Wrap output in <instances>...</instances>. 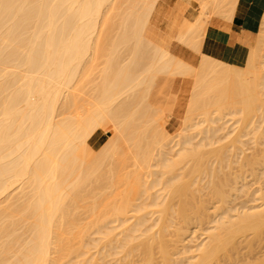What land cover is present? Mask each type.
Returning <instances> with one entry per match:
<instances>
[{"label":"bare ground","instance_id":"1","mask_svg":"<svg viewBox=\"0 0 264 264\" xmlns=\"http://www.w3.org/2000/svg\"><path fill=\"white\" fill-rule=\"evenodd\" d=\"M159 1L0 0V264H211L258 214L220 209L188 245L208 216L196 192L227 203L220 174L246 137L264 140V10L233 36L253 51L245 77L172 54L152 22ZM190 1L175 38L201 49L239 0ZM99 129L111 137L95 144Z\"/></svg>","mask_w":264,"mask_h":264},{"label":"rangeland","instance_id":"2","mask_svg":"<svg viewBox=\"0 0 264 264\" xmlns=\"http://www.w3.org/2000/svg\"><path fill=\"white\" fill-rule=\"evenodd\" d=\"M186 103L187 99L183 96L177 100L173 121L175 120L179 123L183 121ZM167 120L168 122L170 121L169 118ZM261 123L264 127V120ZM241 130V127L237 128L233 133L234 137H237L236 133ZM95 136L99 138L97 141L95 140V144H98V142L103 143L109 140L111 134L99 129ZM245 139L248 140L245 154L238 161L226 167L223 173L220 174L221 183L228 196L227 203L223 204L217 198H212L208 189H200V191L196 192L197 199L203 197L206 200L205 206L208 208V216L202 224L192 225L194 227L192 231H197L191 235L192 239L188 243L190 247L195 246L208 235L206 231L212 226L210 222L220 209L238 207L241 204L249 207L259 206L258 214L245 223L244 229H237L234 235L228 236L231 241L227 248L221 251L219 257L211 264H264V190L260 192L261 189H264V140L255 141L253 135H249ZM132 168H128V170ZM259 169L261 170L260 175L258 174ZM236 176L243 177L242 184H245V187L241 192L232 191L236 185ZM205 182L203 181L202 185ZM257 198L258 200H256ZM174 218L176 219L177 215Z\"/></svg>","mask_w":264,"mask_h":264},{"label":"crops","instance_id":"3","mask_svg":"<svg viewBox=\"0 0 264 264\" xmlns=\"http://www.w3.org/2000/svg\"><path fill=\"white\" fill-rule=\"evenodd\" d=\"M189 9H193L190 0H160L157 4L152 17L155 34L169 51L193 66L200 64L203 53L210 54L237 64L242 76L251 75L253 51L236 43L233 36L242 32L250 16L255 18L256 30L259 29L264 0H239L232 20L215 19L216 33L207 35L201 49H193L175 38L177 23L183 15L189 19L194 17Z\"/></svg>","mask_w":264,"mask_h":264}]
</instances>
